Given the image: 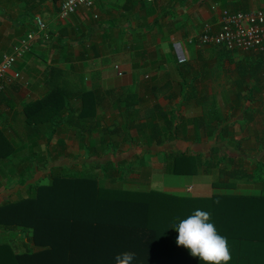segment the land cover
Wrapping results in <instances>:
<instances>
[{
  "label": "crops",
  "instance_id": "crops-1",
  "mask_svg": "<svg viewBox=\"0 0 264 264\" xmlns=\"http://www.w3.org/2000/svg\"><path fill=\"white\" fill-rule=\"evenodd\" d=\"M60 2L61 0H0V57L9 53L13 44L21 37L36 29L37 16L45 21L49 33L47 40L38 39L31 51L15 62L13 70L19 73V77L14 79L7 76L0 91V138L3 137L8 143V146L0 143V149L6 147L7 151L10 150L8 159H0V206L7 200L15 201L19 196H25L24 186L19 181L28 182L34 175L33 178L39 179L38 184H48L52 169L67 174L71 173V169L77 168L79 162L76 159L66 155L64 150L59 152V143L69 146V143H79L78 146L81 147L80 143H101L98 131L93 130L91 135L83 137L79 134L84 128V124L81 127L77 124L82 92L92 91L96 94L97 90L105 89L111 93L114 91L118 96L124 89H129L127 87L132 86L131 84H136L137 78L141 76L151 81L141 95L135 91L134 96L141 101H151L153 104L150 103L149 107L153 108L160 103L164 111H173L174 120L180 119L176 132L192 134L190 139H166L158 146H148L145 143L133 145L128 152H124L128 158L114 162L115 165L119 163L120 168L127 167L123 169L127 173L113 174L108 178L98 170L85 167L87 161L91 167L92 163L103 162H98V159L107 157L103 154L105 149L97 145L100 148L97 154L94 153L98 156L97 159H79L82 160L80 163L84 171H81L84 175L104 188H116L140 195L147 193L152 197L164 193L177 198H192L198 203L212 195L260 193L263 183L253 181L251 173L259 169L264 178V64L256 76L259 95L251 94L253 99L248 101L250 105L245 107L246 99L241 104L234 100L237 93L247 98L248 92L235 91L231 92L232 98L228 100L230 106L220 108L227 92L223 93L222 87L219 89L218 85L225 83V89L227 82H231L237 74L236 64L241 63L246 68L252 57L237 58L234 53L221 47L192 44L189 38L201 31L203 23L217 21L223 8L232 11L264 9V0H94L91 8L81 7L66 19L58 16ZM262 56L264 60V55ZM180 59L184 61L180 62ZM224 60L229 64L224 66ZM215 62L219 66L211 69ZM116 65L121 74H118ZM53 67L64 73L66 83L51 89L53 76H56L49 72ZM228 69L232 76H229ZM225 71L227 74H224ZM248 82L252 85L254 80L249 78ZM176 85H179L178 90L173 88ZM180 85L184 87L181 88ZM141 89L138 87V90ZM50 90H56L61 100L70 101L71 111L66 113V120L59 125L51 122L38 123L35 129L28 126L24 107L29 102L42 99ZM98 95L102 96V92ZM117 96L103 95L99 105L93 104L94 120L101 121L100 128L104 130L108 126L121 131L122 134L113 135L109 143H127L132 139L125 133V125L130 122L147 123L145 130L149 131L152 120L145 119L143 114L146 112L141 113L140 105L135 106L137 109L133 115L125 118L121 116L124 103L117 108ZM176 99L182 100L184 106L179 107V103H175ZM202 100L211 101L208 108L204 109L200 105ZM90 112L91 110L87 114ZM249 116L251 119H248ZM193 119H202L204 124L197 128L199 139L193 134ZM162 121L161 118H156L152 124L161 125ZM18 132L27 135L26 142L18 137ZM207 132H214L211 139ZM46 143H49V150ZM178 143L184 145V151L189 148L207 157L211 154L215 157L224 156L229 162L226 166L221 162L219 169H241L244 172L243 178L224 186L214 184L215 171L219 172L215 168L192 175L167 172L163 152L168 149L179 150ZM113 151L116 152V149ZM82 152H86L84 146ZM60 154L66 156H59ZM158 155L163 162L160 168L147 162L143 166L140 161H146L143 157L151 159ZM136 160L141 162V166L132 165L131 162ZM37 169L41 172H35ZM165 173L184 178L185 187L179 186L175 180L174 183L169 180L171 187L168 183L164 186L160 180L163 178L158 176L164 177ZM120 174L125 175L123 179ZM159 186L166 188L160 189ZM183 190L191 195L182 193ZM21 228L0 229V244L10 245L16 253L22 252L25 249L22 243L27 241ZM32 249L38 251L41 248Z\"/></svg>",
  "mask_w": 264,
  "mask_h": 264
},
{
  "label": "trees",
  "instance_id": "trees-1",
  "mask_svg": "<svg viewBox=\"0 0 264 264\" xmlns=\"http://www.w3.org/2000/svg\"><path fill=\"white\" fill-rule=\"evenodd\" d=\"M204 46L224 48L220 45ZM256 54L252 57V61L256 62L250 61L246 68L241 63L236 64V73L242 78L238 81L240 87L244 77L254 78L260 72L264 52ZM49 72L56 75L53 76L51 89L66 83L65 76H62L64 73L57 68L53 67ZM242 88L250 90L247 85ZM81 95L77 124L80 127L84 124V128L79 134L83 137L91 135L93 130L98 131L101 143L80 145L84 146L88 154H97V145L109 151L114 146L109 140L121 131L108 126L104 130L100 128L101 121L94 120L92 106L100 104L101 95L92 91L82 92ZM238 95L241 94H236V100ZM251 96L249 94L246 100L251 101ZM201 102L204 103L203 100ZM115 103L117 108L124 103L121 116L125 118L133 115L141 99L134 96V93L122 92L115 98ZM24 108L27 112L26 124L35 129L38 123H63L66 113L71 111V104L67 99L58 98L56 90H50L48 95L29 102ZM162 108L160 103L155 104L145 115L149 121L161 118V125L152 124L151 121L149 131H146L147 123L130 122L125 125L126 132L129 129L135 130L139 138L144 136L142 143L148 146H158L163 144V140L175 139L180 119L174 120V112H165ZM192 124L195 131L201 124L204 125L202 119H193ZM207 133L209 136L214 134ZM194 134L199 139V131ZM2 142L6 143L3 137L0 138ZM59 145L61 147L58 150L62 152L64 146L61 143ZM1 148L0 159H8L10 150ZM163 156L165 169L172 174L192 175L215 168L219 171H215V185L228 186L244 175L241 169H219L221 162L225 166L229 162L224 156L215 157L211 154L207 157L189 148L185 151L168 149L163 152ZM119 165L113 161L91 164L93 169L102 172L107 178L126 172ZM35 172L41 171L37 169ZM80 172L78 175L61 174L52 169L48 184H38L39 179L33 178L34 175L28 182L20 181L25 196H19L15 201L7 200L0 206V229L15 230L21 226L27 242L22 243L25 249L20 253L14 252L8 244H0V264H115V257L124 252L135 253L132 264H204L191 256L188 249L176 243L179 233L175 228L181 220L198 209L209 212L210 222L228 239L232 254L230 264H264V178L259 169L251 173L253 181L263 183L259 194L212 195L199 203L192 198H177L164 193L152 197L147 193L140 195L116 188H104ZM120 176L123 179L125 175ZM32 247L41 249L33 251Z\"/></svg>",
  "mask_w": 264,
  "mask_h": 264
},
{
  "label": "built area",
  "instance_id": "built-area-1",
  "mask_svg": "<svg viewBox=\"0 0 264 264\" xmlns=\"http://www.w3.org/2000/svg\"><path fill=\"white\" fill-rule=\"evenodd\" d=\"M93 2L94 0H61L58 16L66 19L81 7L91 8ZM35 22L36 29L21 37L13 44L9 53L0 57V91L7 76L14 79L19 77V73L13 70L15 62L30 52L38 39L47 40L49 33L45 21L37 16ZM189 42L199 46L220 45L230 52H264V9L232 11L223 8L217 21L203 23L201 31L196 36H191ZM115 68L121 74L118 65Z\"/></svg>",
  "mask_w": 264,
  "mask_h": 264
},
{
  "label": "rangeland",
  "instance_id": "rangeland-1",
  "mask_svg": "<svg viewBox=\"0 0 264 264\" xmlns=\"http://www.w3.org/2000/svg\"><path fill=\"white\" fill-rule=\"evenodd\" d=\"M228 52H230V51H228ZM232 53H234V55H235V57H237V58H241V59H243L244 57L246 58V57H254V56H257V54L254 52H252V53H250V52H238V51H234V52H232ZM230 55V54H229ZM250 62V61H249ZM251 62H256V61H252L251 60ZM229 63L228 62H226V60H224V66H226V65H228ZM264 63L262 62V64H261V66L263 65ZM217 66H219L218 65V62H215V63H213V65H212V68L211 69H213V68H215V67H217ZM261 66H260V68H261ZM111 70V69H110ZM260 70V69H259ZM114 71V70H113ZM112 72V71H111ZM228 73H229V76H232V73H231V71L228 69ZM224 74H227V71H225L224 72ZM114 72H113V77H114ZM62 76H65V75H62ZM242 80V78H240L239 77V75L238 74H235V76H234V78L232 79V81L231 82H227V86L225 87V89H224V84H219L218 85V88L219 89H221V87H222V90L221 91H223V93H225V92H227L226 94H224V98H223V100L222 101H224V102H222V104L223 105H221L220 106V108H227L226 106H230V101L228 102V100H230L231 98H232V96H231V92H235V91H246V92H248L250 95L251 94H253V93H257V95H259V92H260V88H258V79L256 78V77H254V78H251V79H253L254 80V83L251 85L249 82H248V77H244L243 78V81H242V86L240 87L239 86V83H238V81L239 80ZM113 80H114V78H113ZM149 81H151L150 79H144L142 76H141V78H137V80H136V84H131L132 86H129V87H127V88H129V89H127L126 91H122V92H127V93H133V92H139V95H141L142 93V91H143V89L145 88V87H148V85H149ZM198 83V82H197ZM123 85H125V84H123ZM192 85H195V83H193ZM245 85H247V87H249L251 90H248V89H244V88H242L243 86H245ZM101 86V85H100ZM199 86V84L197 85V87ZM216 85H214V87H215ZM138 87H140V88H142L141 89V91L140 90H138ZM173 88H175V90L177 89H179V85H176V86H173ZM165 89V88H164ZM125 90V89H124ZM102 92V96L104 95L105 97H115V96H117V94H115V93H113L114 91H112V93H111V91L110 90H106L105 91V89H100L99 91L97 90L95 93L96 94H100ZM238 94V93H237ZM248 94V95H249ZM244 99H246V97L244 98V95H238L237 96V100H236V98H234V100H236L235 102L236 103H238V104H241L243 101H244ZM248 99H250V98H248ZM253 98H252V96H251V99L250 100H252ZM226 100V101H225ZM143 101V100H142ZM142 101H141V103L139 104L140 106H142V111H141V113H143L144 111L145 112H147V111H149V110H151L152 109V107H149V105H150V103H152L151 101H147V100H144L143 101V103H142ZM216 102H219V101H216ZM175 103H179V107H181V106H184L183 104L184 103H182V100H175ZM153 104V103H152ZM182 104V105H181ZM211 104V101H204V103L202 102V104L200 103V105L205 109V108H208V106ZM213 104H214V102H213ZM219 104H221L220 102H219ZM245 105V107H247L248 105H250V102H246V104H244ZM153 106V105H152ZM131 107V106H130ZM36 108H39V107H36ZM108 113H109V111H107ZM112 112V111H111ZM165 112H168L167 111V109L165 110ZM144 116L146 115V114H143ZM107 117H110V116H107ZM123 118V117H122ZM130 119V118H129ZM145 119H147V117H145ZM156 125H158V123H156ZM110 128H112V127H110ZM125 133H126V131H125ZM194 133H195V131H194ZM193 133V134H194ZM18 137L19 138H21V139H23L24 140V142H26L25 141V138L27 137V135H24V134H22V133H19L18 132ZM177 135V137H176V139L177 138H189L190 139V137H191V135L192 134H187V133H185V132H183V133H176ZM217 134H219V133H217ZM126 136V135H125ZM128 136H129V138H131L132 140L131 141H129V142H127V143H114L113 145V147L112 148H110L109 146H108V148H110V150L108 151V150H103V154H106L107 155V157H104L103 156V158H101V159H98L97 161L99 162V161H113V162H119V160H121V159H124V158H128V156H125L124 155V152H128L132 147H133V145H139L140 146V144H143L142 142V140H143V138H144V136L143 137H141V138H139L138 137V133L135 131V130H130L129 129V132H128ZM211 137H213V135H211V136H209V139H211ZM223 138V135H221L220 136V139H222ZM128 139V137H126V140ZM176 139H173V140H176ZM75 140H77V138H76V136H75ZM125 140V141H126ZM23 142V141H22ZM23 142V143H24ZM64 144V146H66L67 147V149H66V147H65V149H64V153L66 154V155H68L69 157H72V158H74V159H76L77 160V162H79L78 163V167L77 168H80V169H77V168H74V169H71L70 170V172L72 173V174H74V175H78V173H81L80 171L82 170V171H84L83 170V167H81V164L82 163H80L82 160H79L80 158L81 159H85V160H87V159H97V157L98 156H96V155H94L93 153L92 154H88V152L86 151L85 152V154H82L83 152H82V147L81 146H78L79 145V143H69L70 144V146L68 145V144H66V143H61V145H63ZM46 145H47V149L49 150V143H46ZM178 148L177 149H179V150H183V147H184V145L183 144H180V143H178ZM59 147H61L60 145H59ZM171 147V146H170ZM162 148V147H161ZM175 148V147H174ZM100 149V148H99ZM114 149H116V152H114L113 150ZM65 154H60L59 156H66ZM88 156V157H87ZM120 156V157H119ZM86 157V158H85ZM101 157H102V155H101ZM65 158V157H64ZM111 158V159H110ZM144 159H146V161H142V160H140L141 162H143L142 164H144V162H147L149 165H152L153 167H158V168H160V165L163 163L162 162V160H161V156H153L151 159L150 158H148V157H143ZM110 159V160H109ZM88 163H86L85 162V167L86 168H90L91 170H96V169H93V166H89V161H87ZM141 162H138L137 160L135 161V162H131L132 163V165L134 164V166L135 167H139V166H141L140 165V163ZM162 162V163H161ZM76 163V162H75ZM74 163V164H75ZM143 166H145V164L143 165ZM96 168V167H95ZM122 168V167H121ZM125 168H127V167H123V169H125ZM162 169V168H161ZM86 170V169H85ZM87 171V170H86ZM162 171V170H161ZM166 175L163 177V176H158V177H162L163 179H160L161 181H163V184H164V186H165V183H168L167 185L168 186H170L171 185V183H169V180H173V183H174V180L178 183V185L179 186H181V187H183L184 185H185V180H184V178H182V177H180V176H171L170 174H168V173H165ZM27 175H28V173H27ZM4 180V179H3ZM159 180V181H160ZM5 181V180H4ZM20 182V181H19ZM164 186H159V188L160 189H165L166 187H164ZM171 187V186H170ZM185 187V186H184ZM183 187V188H184ZM182 193H185V194H190L191 195V193H186L185 192V190H183L182 191Z\"/></svg>",
  "mask_w": 264,
  "mask_h": 264
},
{
  "label": "clouds",
  "instance_id": "clouds-1",
  "mask_svg": "<svg viewBox=\"0 0 264 264\" xmlns=\"http://www.w3.org/2000/svg\"><path fill=\"white\" fill-rule=\"evenodd\" d=\"M210 220L209 212L195 210L175 228L179 233L176 243L188 249L191 256L204 264H230L232 254L228 239L219 233ZM134 258L135 253H120L115 257V264H132Z\"/></svg>",
  "mask_w": 264,
  "mask_h": 264
}]
</instances>
